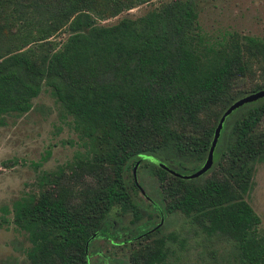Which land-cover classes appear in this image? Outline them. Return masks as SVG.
<instances>
[{
  "label": "trees",
  "instance_id": "obj_1",
  "mask_svg": "<svg viewBox=\"0 0 264 264\" xmlns=\"http://www.w3.org/2000/svg\"><path fill=\"white\" fill-rule=\"evenodd\" d=\"M143 1L0 0V124L45 85L82 146L3 212L28 240L29 264H90L92 251V264H104L100 238L123 247L125 263L174 264L172 243L184 235L159 232L172 213L197 244L223 242L206 249L208 264H264V227L246 199L264 161V95L224 116L200 174L157 162L180 173L200 165L223 108L264 87V36L209 37L196 29L194 0L98 21Z\"/></svg>",
  "mask_w": 264,
  "mask_h": 264
},
{
  "label": "rangeland",
  "instance_id": "obj_2",
  "mask_svg": "<svg viewBox=\"0 0 264 264\" xmlns=\"http://www.w3.org/2000/svg\"><path fill=\"white\" fill-rule=\"evenodd\" d=\"M168 0H147L137 3L115 15L99 19V22L115 21L122 15L134 16L145 10L157 7ZM197 8L196 24L201 32L211 38H218L228 30H237L264 36V0H194ZM66 32L54 33L53 38H63ZM81 139L71 124V116L64 113L59 102L49 93L48 87L42 85L39 92L31 97V106L17 115L5 116L0 124V264H29L24 248L29 244L23 231L17 229L10 221V213L3 212V206L25 191L36 188V179L42 170L54 168L69 160L81 150ZM8 159V164L2 160ZM246 199L260 217L259 226L264 227V161L254 164L252 185ZM6 217V220H2ZM113 211L109 218H113ZM127 215L122 219L126 221ZM122 222V221H121ZM117 226V221H114ZM186 220L178 213L169 214L162 220L159 232L179 230L184 235L181 245L172 243L175 251L170 252L168 259L174 264H208L210 263L207 248H222L218 240H204L197 244ZM104 260L101 263L122 258L125 263L127 251L116 247L102 238L95 241ZM208 244V245H207ZM200 245V246H199ZM95 252L89 255V263L97 260ZM109 258V259H108Z\"/></svg>",
  "mask_w": 264,
  "mask_h": 264
},
{
  "label": "water",
  "instance_id": "obj_3",
  "mask_svg": "<svg viewBox=\"0 0 264 264\" xmlns=\"http://www.w3.org/2000/svg\"><path fill=\"white\" fill-rule=\"evenodd\" d=\"M264 95V87H260L257 88L255 90H251L249 92L243 93L239 96H237L236 98H234L233 100H231L221 111L220 115L218 116V119L216 121V124L213 128V132H212V137L209 143V146L207 148V151L205 153V156L202 160V162L200 163V165L195 168L192 171L186 172V173H180L178 171L173 170L172 168L167 167L166 165H164L162 162L157 161L161 166H163L164 168L168 169L170 172L182 176V177H193L196 176L198 174H200L201 172H203L210 164L212 161V150H213V146L215 144L216 138L219 134L220 131V127H221V123L222 120L224 118V116L226 114H228L233 108H235L236 106L242 104L243 102L246 101H250L253 100L257 97L263 96ZM137 161H135L133 163L132 166V175L133 178H135V173H134V169H135V165H136ZM142 191V189H140Z\"/></svg>",
  "mask_w": 264,
  "mask_h": 264
}]
</instances>
